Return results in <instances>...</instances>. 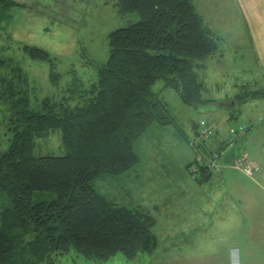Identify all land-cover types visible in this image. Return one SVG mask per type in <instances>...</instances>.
<instances>
[{"label":"trees","instance_id":"1","mask_svg":"<svg viewBox=\"0 0 264 264\" xmlns=\"http://www.w3.org/2000/svg\"><path fill=\"white\" fill-rule=\"evenodd\" d=\"M108 1L120 14L138 19L108 35V58L89 86L76 76L62 96L45 98L32 109L28 77L0 50V103L13 135L0 151V192L10 198L0 209V264H57L70 253L98 262L122 254L133 261L159 246L156 216L141 205L118 204L106 187L107 177L132 170L139 162L137 139L156 122H168L158 82L195 107L211 101L203 98L197 68L214 53L215 42L194 0ZM16 6L25 5L0 0V30L6 31ZM22 49L54 68L47 50L29 44ZM60 77L52 72L55 83ZM236 98L262 99L264 90H247ZM55 129L65 153L35 154L37 138ZM220 146L198 153L195 180L203 183L225 170L211 172L198 159ZM36 192L53 196L36 200Z\"/></svg>","mask_w":264,"mask_h":264},{"label":"rangeland","instance_id":"2","mask_svg":"<svg viewBox=\"0 0 264 264\" xmlns=\"http://www.w3.org/2000/svg\"><path fill=\"white\" fill-rule=\"evenodd\" d=\"M16 1L25 6L14 7L6 31L0 30V50L28 77L32 109L40 106L45 98L62 96L76 76L86 86L96 82L98 67L109 55L108 35L138 19L137 14H120L114 2L108 0ZM200 1L209 10L202 17L210 28L215 50L208 60L200 62L197 74L204 84L203 98L211 101L195 107L185 103L177 91L158 82L155 89L167 103L164 112L168 122H156L137 139L134 149L139 162L132 170L122 176L107 177L106 187L118 204L141 205L156 216L154 232L159 237L158 248L140 253L133 261H126L122 254L98 262L70 253L59 258L57 264H264V119L256 121L258 115L264 118V100L246 101L235 97V93L244 96L247 90H264V46L257 45L254 49L249 43L250 37L236 34V20L223 21L222 29L218 22L220 14L214 9L215 0ZM24 44L47 50L54 59V68L50 62L30 58L22 49ZM52 72L61 75L57 83L52 79ZM5 115L0 103V151L9 146V138L13 136L7 129ZM230 116L238 121L253 118L252 131L247 132L241 144H236L241 149L236 145L235 148L253 157L260 173L253 180L242 172H232L244 195L241 210L247 219L224 205L221 211L226 217L220 220L235 223L225 235H234L231 241L234 246L227 251L223 250L226 245H212L219 246L220 252L204 251L200 250L196 230H186L180 223L188 219L185 218L188 195L196 203L210 188L208 183L195 180L196 174L190 172L196 166L198 153L208 146L197 149L192 141L203 120L229 127L233 123L228 119ZM64 153L59 129L37 138L35 154ZM190 163L193 165L188 169ZM52 196L48 192L34 194L36 200ZM9 204L8 195L0 192V209ZM183 232L189 235L185 240L181 238L176 246L175 237L177 234L183 237Z\"/></svg>","mask_w":264,"mask_h":264},{"label":"crops","instance_id":"3","mask_svg":"<svg viewBox=\"0 0 264 264\" xmlns=\"http://www.w3.org/2000/svg\"><path fill=\"white\" fill-rule=\"evenodd\" d=\"M14 1L19 3L20 5H23L16 0ZM204 3L205 5H207L205 1ZM194 5L197 12L201 16L204 14H208L205 13L209 12L208 8H206L200 0H194ZM198 5L200 6L198 7ZM214 9L218 14H220L218 22L220 23L222 29L224 28L222 23L223 21L236 20L238 21V23L234 25L237 27V29L235 30L237 32L236 34L250 37L249 43L253 44L254 49L257 47V45L263 44L264 46V0H215ZM226 11H229V13L223 15ZM229 26L230 24L227 25V27ZM237 95L238 93H235V97H237ZM257 100L263 101L264 98L256 99L255 101ZM263 119V115H258L256 121L259 122ZM248 121L251 122V127L249 130L250 133L252 131L251 128L254 124V121L253 118H249ZM247 135L248 133L246 132L244 137L240 142H238V144H241V142L247 137ZM237 147L241 149V146ZM239 153L251 157L242 151H237L235 147L231 155ZM251 158L254 159L253 157ZM232 172L241 171L228 168L221 173H213L211 178H209L206 182H203L208 183L210 185V188L206 189L204 195H200V200H198V202L194 203L195 199H193V196L190 194L185 200V211L187 212L185 218L188 219L180 223L185 226L186 230H191L192 228L196 230V233H198L199 235L198 242L200 241V250L208 251L211 249H215L216 252H220L219 246L214 248L212 245H226L223 247V250L227 251L234 246L231 245V241L234 238V235L229 234L230 237L225 235H228L226 233L228 228L235 223H233V221L226 222L220 220L221 218L225 219L226 217L225 215H222L223 212L221 211L224 208V205H228L229 209L240 213V217L242 216L244 220L247 219L245 218L244 212L241 210V206H244V195L241 193L238 182L234 181V176L236 174ZM259 173L260 170L253 177H247L256 180V176ZM243 208L244 210H246L245 207ZM175 217L176 216L173 215V218ZM174 225L176 224L174 223ZM178 234H181V232ZM178 234L176 237L174 236L176 239V246L181 242V238L184 239L189 235H186L185 232H183V237H181V235ZM213 237H215L214 240H212L214 242L210 241V239ZM219 237H222V239H219ZM206 241H208V243H206Z\"/></svg>","mask_w":264,"mask_h":264},{"label":"built area","instance_id":"4","mask_svg":"<svg viewBox=\"0 0 264 264\" xmlns=\"http://www.w3.org/2000/svg\"><path fill=\"white\" fill-rule=\"evenodd\" d=\"M250 125V121L244 120L233 122L229 127H220L217 123L203 120L192 144L195 147H212L213 144L220 142L222 146L216 149L212 148L211 154H200L198 159L201 164L211 172H220L231 168L241 171L248 177H253L260 170L258 163L240 153L231 155L235 145L244 137ZM190 172L198 175L199 167L197 165L192 167Z\"/></svg>","mask_w":264,"mask_h":264}]
</instances>
